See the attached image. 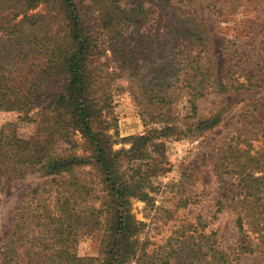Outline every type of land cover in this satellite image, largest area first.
<instances>
[{
    "label": "trees",
    "instance_id": "obj_1",
    "mask_svg": "<svg viewBox=\"0 0 264 264\" xmlns=\"http://www.w3.org/2000/svg\"><path fill=\"white\" fill-rule=\"evenodd\" d=\"M198 1L151 0L156 10L149 11L156 12L158 27L150 34L135 33L131 28L147 16L141 3L133 6L130 0H0V110L18 112L19 121L32 123L40 133L23 137L18 123L1 128L0 191L26 175L50 178L49 187H43L38 197L34 195L16 208L11 235L0 246V264L134 261L137 225L129 214V201L145 198L141 193L144 180L124 175L122 164L146 158L144 147L150 134L176 136L177 128L152 130L147 136L131 138L128 150H113L105 108L99 107L90 91L96 77L91 68L100 55L96 50L102 46L120 68L132 70L133 53L140 51L144 56L162 29L164 47L175 50L179 44L183 51L177 53L181 73L164 83L175 90L168 88L159 99L160 108L166 107L161 116L172 118V101L183 99L188 104L187 117L193 119L190 125L185 124L190 127L186 132L201 137L218 126L226 108L199 118L198 103L211 93L246 90L253 85L250 79L254 76L250 75L248 83L236 81V85L216 81L209 61L207 27L194 17ZM231 60L236 67L248 64L241 56ZM172 66L169 64L168 73L173 72ZM143 94L153 103L158 93L149 87ZM35 109L32 120L28 115ZM217 150L223 161L222 170H215L221 189L225 188L219 195L223 201L216 202L218 211L228 210L233 215L239 252L264 259V149L259 147L253 154L231 145ZM257 173L260 175L255 176ZM98 187L107 191L102 204L107 217L101 253L99 258L78 257V233L99 224L95 208L86 205ZM199 242V255L207 258L203 264H233L207 235L201 233Z\"/></svg>",
    "mask_w": 264,
    "mask_h": 264
},
{
    "label": "rangeland",
    "instance_id": "obj_2",
    "mask_svg": "<svg viewBox=\"0 0 264 264\" xmlns=\"http://www.w3.org/2000/svg\"><path fill=\"white\" fill-rule=\"evenodd\" d=\"M150 1L130 0L135 5L141 3L147 16L138 19L139 26L131 27L135 33L156 32V12L149 11L156 9ZM198 2L193 8L194 17L207 27L209 61L216 81L236 85V81L248 83L250 75L254 76L250 79L253 85L246 90L211 93L198 103L199 118L226 108L218 126L201 137L186 132L190 127L185 124L190 125L193 119L187 117L188 104L183 99L171 103V117L178 119L161 116L166 107L160 108L159 99L169 88L164 83H170L168 78L182 68L178 61L181 56L177 53L183 51L179 44L175 50L164 47L166 37L161 35L162 29L144 56L139 55L140 51L133 53L132 70L120 68L111 52L102 46L96 50L100 55L91 68L96 70V77L90 91L99 107L105 108L103 115L113 150H128L131 138L149 135L152 130L159 131L166 126L177 128L176 136L150 134L144 147L146 158L122 164L124 175L144 180L141 193L145 198L129 201V214L137 225L133 238L138 243L137 255L131 264H203L207 258L203 259L198 251L201 233L228 254L233 264H264L258 255L239 252L234 217L228 210L218 211L216 206L218 200L223 201L219 195L225 190L221 189L216 173L222 170L223 161L217 148L245 147L251 154L259 147L264 149V0ZM236 56L245 57L247 66H234L235 60L231 58ZM169 64L173 65L171 73L167 72ZM149 87L158 93L153 103L143 94ZM106 94L108 97L103 98ZM103 99H107L105 103ZM37 111H30L28 117L34 120ZM19 115L16 111L0 110V130L7 123H18L23 137H37L40 133L35 125L19 121ZM223 178L229 177L223 175ZM49 179L38 174L26 175L0 191V246L11 235L16 208L34 195L38 197L43 187H49ZM106 196L107 191L98 187L86 203L90 209L95 208L99 224L84 227L78 233L75 248L78 257L100 256L107 217L102 204Z\"/></svg>",
    "mask_w": 264,
    "mask_h": 264
}]
</instances>
